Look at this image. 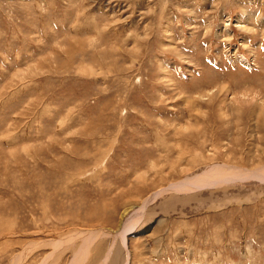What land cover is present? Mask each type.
<instances>
[{"label":"rangeland","instance_id":"obj_1","mask_svg":"<svg viewBox=\"0 0 264 264\" xmlns=\"http://www.w3.org/2000/svg\"><path fill=\"white\" fill-rule=\"evenodd\" d=\"M262 168L264 0H0V264H264Z\"/></svg>","mask_w":264,"mask_h":264},{"label":"bare ground","instance_id":"obj_2","mask_svg":"<svg viewBox=\"0 0 264 264\" xmlns=\"http://www.w3.org/2000/svg\"><path fill=\"white\" fill-rule=\"evenodd\" d=\"M227 172H230V173L232 172V173H234L237 176H241V175L242 176L243 175L246 176V175H254L255 174V171H253V170H248V169H243V168H238V167H234V168L233 167H228L227 169H225V168H222V166H214V167H211L208 172H205L204 174H202V175H200L198 177L186 179V180H184V182H181V183H176L177 185H175L173 187V189H176L181 184H183V188H191L192 189L198 184L206 183L207 181L213 179V177H215V176H220L221 175V177H223V176L229 177L230 175H228ZM256 172L258 174L261 173L260 175L264 176V168H262V169H260L259 171H256ZM214 179H216V178H214ZM153 196H151L150 198H147L144 202H146V204H147L153 198ZM142 212H143V208H140L139 210H136L133 214L128 216V218L124 222L123 227H122V229L120 230L119 233H117L116 231H110L108 229L107 230H105V229H101V230L88 229V230H80V231H78V233L73 234V236L74 235L80 236V235H83V234L85 236L83 235L84 238L82 239V243L80 245L81 247L77 250L75 256L72 258V260L68 264H83V261L86 258L85 255L88 253L91 243L94 242L95 239L98 237L97 235H102L103 233H110V234H112L113 240H115L117 236H121L123 244L125 245L124 237L126 235V232L130 231L133 228L134 224L142 216ZM65 238H63L64 240L58 241L56 243L59 245L60 243H66V242H69V241L70 242L74 241L72 236H69L66 239ZM109 253H110V250L106 254H109ZM104 263H105V261L101 262V264H104Z\"/></svg>","mask_w":264,"mask_h":264}]
</instances>
